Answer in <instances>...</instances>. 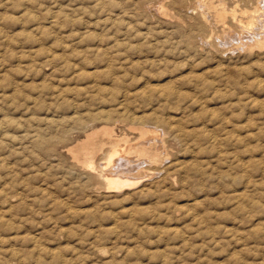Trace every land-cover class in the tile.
Instances as JSON below:
<instances>
[{"label": "rangeland", "instance_id": "rangeland-1", "mask_svg": "<svg viewBox=\"0 0 264 264\" xmlns=\"http://www.w3.org/2000/svg\"><path fill=\"white\" fill-rule=\"evenodd\" d=\"M243 1L0 0V264H264ZM139 141L161 152L126 155L143 182L109 194L86 164Z\"/></svg>", "mask_w": 264, "mask_h": 264}, {"label": "bare ground", "instance_id": "bare-ground-1", "mask_svg": "<svg viewBox=\"0 0 264 264\" xmlns=\"http://www.w3.org/2000/svg\"><path fill=\"white\" fill-rule=\"evenodd\" d=\"M240 1H243V0H240ZM252 1H254V0H252ZM252 1H250V2H252ZM255 1L258 2L257 6L251 7V8H249L250 10H247V11L244 10L245 12H243V14L245 15V20H241V21L238 20L239 22L237 23V27H238L239 31L237 33H235V31H234V32H231L229 34V36H231V39L235 38V40H237V41L239 40V42L241 44L244 42L245 47H249L250 50H252V49H254L256 47L262 48V49L264 48V18H263L264 17V12L262 11V10H264V7L262 5L264 0H255ZM243 2L245 3V1H243ZM253 3L254 2H252V4ZM158 9H160V8H158ZM226 15H228V14H226ZM221 16H224V14L222 12H221ZM256 22L257 23L260 22V24L262 25V28H260V29H262V31L260 30V31H258L256 33H253V26H254V24ZM258 25H259V23H258ZM107 129L108 128H106L105 130H107ZM102 132H103V130H102ZM105 132H107V131H105ZM155 132H156V130H154V129L151 130V128H149V130H146V131L143 132L144 136L142 135V137L144 139L145 138L146 139L149 138L147 140L148 142H149V140L151 142L155 141L154 140V138L156 137V133ZM103 134H105V133H103ZM150 138H152L153 140L150 139ZM126 141H128V140H126ZM119 142L120 141H118V143ZM151 142H150V144H151ZM154 143H156V142H154ZM146 144L150 145L149 143H146ZM152 144H153V142H152ZM157 144L158 143H156V146H157ZM156 146H155V148H156ZM130 147H131V145H130ZM130 147H129L128 143H125V144L123 143V145H118V144L114 145L113 144V147L111 148V151L109 152V154L107 156L106 164L103 167H97L95 165V163H87L86 166H85V167H87L88 170H91L92 172H95L94 173L96 175L95 177H97L99 180H101L103 182V184L105 185V189H106V191L109 194L110 193H115V192H118V191H121V190H124V189H127V188H130V187H134V186H136L138 184H142V182H143V178L142 177H137L136 175H134L135 172L138 173L137 170L140 167L139 162L138 163L136 162L135 164H133L135 162L134 161L133 163H131L129 160L125 159L126 155H128V154H130V152L132 153L134 151L135 153H137V155L139 154L141 157L142 156H145L144 158H146V157L150 158L151 157V158H153V160H156V158L159 155V152H161V151H158L156 149L158 154H156L155 152L152 153L151 152V148H150L151 146L149 148H147V146L145 144H143V143L141 144L140 141L134 146V148H130ZM157 147H159V145ZM73 153H74V151H73ZM75 154H76V152H75ZM91 157H92V155H91ZM127 159H129V157ZM140 164H141V162H140Z\"/></svg>", "mask_w": 264, "mask_h": 264}]
</instances>
